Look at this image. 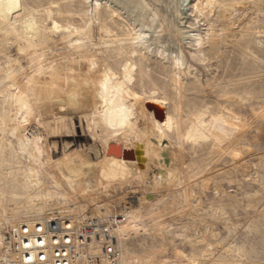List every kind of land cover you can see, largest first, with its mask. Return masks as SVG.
<instances>
[{
	"label": "bare ground",
	"instance_id": "obj_1",
	"mask_svg": "<svg viewBox=\"0 0 264 264\" xmlns=\"http://www.w3.org/2000/svg\"><path fill=\"white\" fill-rule=\"evenodd\" d=\"M23 1L0 0L1 44L4 51L7 52L17 40L32 51L28 67L20 63L13 65L9 61L4 66L0 64V103L5 102L10 108L9 115L0 113V130L4 134V146L16 156L25 174L26 189L33 194H27L29 198L25 203L18 202L19 199L14 201L15 207L8 214L3 202L17 195V188L16 185L0 182V223L3 221V225H10L6 235H0V264H16V255L6 248L12 231H17L22 224H43L59 216L67 218L69 226L75 229L83 219L90 217L110 222L109 233L119 250L117 264H248L249 261L239 250L228 247L218 253L207 245L199 257L171 258L164 245L141 255H135L126 245L130 237L145 235L149 230L147 221H154L161 213L160 207L165 206L155 192L159 195V191L167 190L181 181L182 170L177 151L183 149V142L194 144L208 141L220 150H229L234 159H239L241 150L232 147V141L225 146L219 145L210 130L214 119L240 130L245 123L226 114L212 116L208 106L195 108L185 116L181 114L184 56L181 50H173L167 64L156 59L158 66L155 70L151 68L148 55L150 41L160 39L152 23L146 29L127 25L116 9L94 0L90 6L98 14H107L102 21L105 44L99 49L98 44L85 40L91 34L92 27L84 17H80L81 23L77 25L63 23L55 17L62 11L58 2H49L42 7L32 1ZM180 2L179 7L190 5V0ZM139 4L144 5L142 2ZM177 11L180 14L179 9ZM198 16H203V12L196 11L195 18ZM107 18L114 28L106 22ZM47 20L50 26L46 25ZM57 34L67 40L66 48L69 51L81 53L86 68H80L77 60L67 58L57 45L49 50L40 45L42 37L52 39V35ZM191 36L195 46L199 47V55H194V58L205 60L202 49L206 44H214L217 34L209 27L204 34L192 33ZM159 49L158 46L157 51ZM106 51L110 56L125 55L119 69L99 57L100 53ZM163 53L162 49L159 55ZM165 58L163 56L161 59ZM162 80L177 99L176 102L160 91L158 82ZM135 85H138L141 93L135 92ZM88 113L92 116L87 126V138L90 141L94 137L101 138V156L94 159L86 154L85 151L90 149L87 145L81 151L74 149L59 157H52L44 142L48 134L39 129L46 119L64 120ZM4 175H8V172L5 171ZM41 188L46 189L45 199L55 204L49 206L47 203V207H50L48 213L43 212L44 207L39 202ZM118 189L123 195L115 194ZM130 195L137 199L134 206L128 205L125 200ZM38 207L39 212L36 211ZM20 213L27 215L25 220L19 219ZM112 213L118 215L111 216ZM115 216L120 220L112 224L111 219ZM3 225H0V229ZM157 225L163 235L166 226L160 222ZM78 264H108V261L101 257L94 263L83 261Z\"/></svg>",
	"mask_w": 264,
	"mask_h": 264
},
{
	"label": "rangeland",
	"instance_id": "obj_2",
	"mask_svg": "<svg viewBox=\"0 0 264 264\" xmlns=\"http://www.w3.org/2000/svg\"><path fill=\"white\" fill-rule=\"evenodd\" d=\"M26 1L42 7L49 2H58L62 11L55 16L57 20L77 25L81 23L80 17H84L92 27L91 34L85 40L98 44L99 49L104 46L102 21L107 14H98L90 6L94 0H24L23 3ZM99 1L116 9L127 25L146 29L152 23L160 36L159 40L153 38L150 41L148 55L152 69L158 66L156 59L167 64V58L172 56L171 51L181 50L185 63L182 76L184 91L180 99L183 116L195 108L208 106L212 116L226 114L245 123L240 130L214 119L210 130L219 145L225 146L232 141V147L241 150L239 159H234L229 150H220L208 141L194 144L183 142V149L177 151L178 162L182 165L181 181L167 190L159 191V195L155 192L165 206L160 207L161 213L154 221H147L149 230L146 234L130 237L126 241L127 247L135 255H141L164 245L171 258L199 257L207 245L218 253L228 247L239 250L249 261L248 264H264V0H190L189 6L180 7V0ZM196 11H202L203 16L195 18ZM42 17L45 18L44 15ZM106 22L114 28L109 18ZM46 25L50 26L49 20ZM209 27L217 34V39L214 44H206L202 49L206 58L198 61L194 55H199V47L195 46L191 34H204ZM1 36L2 30L0 64L4 66L9 61L13 65L20 63L28 67L32 51L17 40L6 52L1 44ZM122 39L124 43L127 42L125 37ZM40 45L46 50L55 49L57 45L67 58L80 62V68L87 66L81 59V53L70 52L66 48L67 40L59 34L52 35V39L42 37ZM158 46L160 49L157 51ZM89 48L92 46L89 45ZM162 49L164 53L161 56ZM163 56L166 58L161 59ZM99 57L116 69L125 59L124 54L110 56L108 51L100 53ZM74 66L77 67V64ZM161 82H158L160 91L176 102L167 84L163 80ZM134 90L137 94L141 93L138 85L134 86ZM0 105V113L9 115V105L5 102ZM91 116L88 113L78 114L71 119H46L39 129L48 134L44 142L52 157H59L74 149L81 151L87 145L90 149L85 151L86 154L94 159L101 156V138L94 137L92 141L87 138ZM142 123L143 120L140 121L141 126ZM172 140L177 142L175 138ZM4 144V134L0 130V182L16 185L17 188V195L3 202L10 214L15 207L14 201L19 199L18 202L25 203L29 198L27 194L33 193L26 189L25 174L16 156ZM5 171L8 175H4ZM45 194L46 189L41 188L38 196L44 207L43 212L48 213L50 207H47V203L49 206L55 204L48 202ZM115 194L119 196L123 192L118 189ZM125 200L128 205L137 204L133 195ZM36 211L41 210L38 207ZM21 214L19 219L25 220L27 215ZM158 222L166 226L163 235L158 230ZM0 225H3V221ZM9 227L4 223L0 235L4 237ZM177 233L179 236H176Z\"/></svg>",
	"mask_w": 264,
	"mask_h": 264
},
{
	"label": "built area",
	"instance_id": "obj_3",
	"mask_svg": "<svg viewBox=\"0 0 264 264\" xmlns=\"http://www.w3.org/2000/svg\"><path fill=\"white\" fill-rule=\"evenodd\" d=\"M119 220L115 216L111 223ZM68 223L67 218L59 216L43 224H22L9 235L6 248L16 255V264L94 263L101 257L108 264H117L119 250L109 233L110 222L90 217L83 219L78 229Z\"/></svg>",
	"mask_w": 264,
	"mask_h": 264
},
{
	"label": "water",
	"instance_id": "obj_4",
	"mask_svg": "<svg viewBox=\"0 0 264 264\" xmlns=\"http://www.w3.org/2000/svg\"><path fill=\"white\" fill-rule=\"evenodd\" d=\"M126 152H129V153H131V151H126ZM125 153V152H124Z\"/></svg>",
	"mask_w": 264,
	"mask_h": 264
}]
</instances>
